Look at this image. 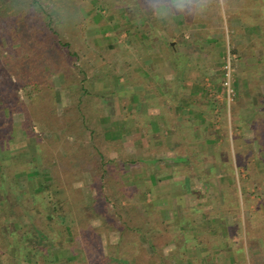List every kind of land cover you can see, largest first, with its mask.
Here are the masks:
<instances>
[{"label": "rangeland", "instance_id": "obj_1", "mask_svg": "<svg viewBox=\"0 0 264 264\" xmlns=\"http://www.w3.org/2000/svg\"><path fill=\"white\" fill-rule=\"evenodd\" d=\"M115 2L0 0V171L9 173L14 170L12 176L20 189L30 195L38 194V191H43V183H52L46 180L50 170L43 168L44 150L51 151L53 158L61 157L63 160L59 167L63 186L56 189L57 195L73 200L77 191L81 192L86 204L97 209L94 213L99 219L94 217L92 226L117 227L99 235L101 250L109 255L110 263L136 264L132 257L143 252L150 256L145 264H162L175 255L176 248L168 250L169 258L164 256L163 250L167 245H175L176 224L163 218L161 205L155 203L157 197H151L154 201L148 206L140 201L141 198L143 201L147 199L141 194L136 196L139 191L129 185L132 179L129 170L135 165L128 161V152L120 148V153L119 149L114 151L111 142L103 140L102 151L108 159L115 161L116 174L124 184L123 188H97L104 184L105 178L96 184L97 179L90 166L85 171L79 168V143L85 139V133L82 137V134L54 130L45 135L37 124H33V132L41 138L38 141L35 134L24 128L25 109L31 107L32 99L37 96L33 87H23L26 80L20 82L24 77L35 74L32 69L34 61L26 59L24 63L21 60L23 53L31 48L28 42L33 45L38 38L33 26L41 16L44 17L47 28L44 44L50 62L39 59L37 78L44 76L53 82V97L59 115L65 113L73 99L68 88L64 87V70L70 71V78L73 73L80 75L89 91L100 93L105 109L107 104H113L111 90L119 89L120 79L126 78L124 70L130 71V85L137 87L133 98L142 100L150 99V93L154 98L156 95L152 88L157 91L158 84H151L149 78L145 80L136 71L146 68L150 72L155 61L168 68L175 65L179 79L184 75L188 81L186 88L193 84L201 86L202 98L212 101L219 120L230 117L232 112L235 132L240 131L245 140L242 142L238 136L229 140L231 160L238 167L244 165L249 168L246 172L248 190L253 191L250 196L259 198L264 197V189L261 188V194L258 190L264 186V165L259 164L263 171L257 172L252 159H258L264 151V1L210 0L206 14L159 20V28L140 19L142 17L135 7L129 6V0L116 3L117 6ZM253 43L256 45L254 48ZM35 47L32 49L34 55ZM41 47L39 50H43ZM5 86L9 88L7 93H4ZM258 89L263 98H253ZM80 91L77 89L78 93ZM159 99L156 96L155 100ZM216 127L220 130L222 124L218 122ZM100 130L104 136L102 124ZM55 159L51 167L56 165ZM68 159L75 165L71 172L67 170L70 167L66 163ZM124 161H128L127 164ZM110 165L105 168L111 169ZM243 174L240 172L241 176ZM240 185L244 187L243 181ZM109 190L115 194L110 195ZM40 194L49 197V191ZM1 195L3 191L0 189ZM71 223L68 220L67 225ZM125 226L132 229L125 231L123 239H119V229ZM49 228L54 230L51 224ZM109 244L118 248L110 251L107 248ZM98 245L99 241L93 246L100 250ZM81 247L79 243L75 249L61 250L55 245L47 253H40L32 263L18 259L15 254L8 259L0 252V264H83Z\"/></svg>", "mask_w": 264, "mask_h": 264}, {"label": "crops", "instance_id": "obj_2", "mask_svg": "<svg viewBox=\"0 0 264 264\" xmlns=\"http://www.w3.org/2000/svg\"><path fill=\"white\" fill-rule=\"evenodd\" d=\"M150 70L136 72L158 84L152 90L159 100L152 93L150 99L135 100L137 87L130 85L127 69L126 78L120 79L123 86L111 90L113 104L96 117L104 139L114 151L128 152V161L135 165L129 170V185L139 191L136 196L141 194L147 200L140 201L148 206L157 197L163 218L176 224L175 245L163 250L168 257V250L176 248L175 255L162 264H264V197L250 196L249 168L231 160L229 140H245L235 132L232 112L219 120L212 101L202 98L201 86L186 88L188 81L184 75L179 79L175 65L168 68L155 61ZM262 152L252 159L257 172L263 171Z\"/></svg>", "mask_w": 264, "mask_h": 264}, {"label": "trees", "instance_id": "obj_3", "mask_svg": "<svg viewBox=\"0 0 264 264\" xmlns=\"http://www.w3.org/2000/svg\"><path fill=\"white\" fill-rule=\"evenodd\" d=\"M115 1V6H117L116 3L119 4V2H123V0ZM140 3L141 0H129L128 2L129 6H134L135 11L140 14L139 16L142 17L140 19H143V21L154 28H159L161 23L159 19L151 15H145L141 11ZM106 4L107 2H105V5ZM100 7L101 9H105L102 6ZM33 30L36 31L38 38L36 41L34 40L35 43L33 45L28 42L31 48L26 50V53H23L21 60H23L22 62L24 63H26V59L29 60V62L34 61L32 69H34L33 72L35 74H33L32 77L30 75L24 77L20 82L22 83L26 80L23 82V87H33V91L37 96L32 99L31 107L25 109L24 114L26 119L23 123L24 128L27 132L35 134V136L37 133L33 132V124H37L45 135H47V132L50 133L54 130L62 131L65 134H82V137L86 134L84 137L85 139H82L81 143H79L80 155H78V157L81 159L80 170L85 171L90 166L94 173L95 180L97 179L96 184L100 180H103L102 178H105L103 185L101 184L99 187L95 185L97 188H101L102 186L103 188L108 187V189L123 188L124 182L117 176L116 173L118 172L114 168L117 164L114 160L108 159L105 152L103 153L102 151V149H104L102 142L103 140L105 141V139L100 130V122L96 119V115L103 111V97L100 93L89 91L85 82H83L85 79L80 78V75L73 73L72 78H70V71L64 70L62 71L64 77H66L64 87L68 88L71 93V98L74 100L72 99L71 105L65 109V113L59 115V113H57V103L53 97V82H51L48 77L43 76V78H37L38 69L36 65L39 63V59H44V62H50L48 50L45 49L46 44H44V34L47 28L43 16L36 21ZM39 42L42 44L39 45ZM38 46H42L41 49L43 50H39L40 47L37 48ZM34 47L36 49L35 55L34 50L32 51ZM254 47H256V45L253 43L252 48ZM73 54L77 55V53ZM36 79H38L39 82ZM77 89L81 91L78 93ZM8 91L9 88L5 86L4 93ZM252 96L253 98H263L259 89L257 94ZM19 104L21 105V103ZM37 138L38 141L41 140L39 135ZM68 151L69 154H72L70 149H68ZM52 154L51 151L47 152L46 150H44L43 154L45 161L43 168L50 170L52 174V176H50L51 174L46 175V180L52 183L46 185L43 183V186L41 185L43 191H38V194L35 195L24 193L20 189L17 180L12 176L14 170H10L9 173L0 171V189L3 191V195L0 196V212H2V216L0 217V252L7 255L8 259L12 258L15 254L18 255V259H25L26 262L32 263L34 259L37 260V256L40 253H47L49 248L55 245L63 250L75 249L79 246V243H81V249L84 252L80 255V259L83 264H109V255H105L101 250L99 235L102 232L105 233L108 230L117 229V227L111 226L110 228H106L103 226H92L91 223L95 220L94 217L98 216L95 214L97 213V209L86 204L81 192L77 191V196L73 200L64 197L62 194L60 196L57 195L58 190L56 189L63 186L62 177L59 175V167L61 168V161L63 160L61 157L58 159L53 158ZM70 158H72V156ZM54 159L57 160L56 165L51 167ZM127 162L128 161H124V164H127ZM66 163L70 166L67 168L68 172H71L75 167L74 162L68 159ZM109 164H111V169L105 168L109 166ZM65 173L64 171V174ZM111 175L112 178L109 179L108 176ZM44 191H49L48 195L50 199L48 196L40 194ZM109 191L110 195L115 194L112 190ZM91 213H94L92 217L90 216ZM68 220L72 222L69 226L67 225ZM50 224L52 228L54 227V230L49 228ZM131 229V227L127 228V226L123 229H119V239L124 236L125 231ZM139 231H141V228H139ZM98 241L100 250L93 246L94 244L97 245ZM107 248L111 251L115 247L109 244ZM117 248L118 246L115 249ZM142 251L144 250H141V252ZM149 257L150 256H145L142 252L140 254H135L132 258L136 261V264H145V261Z\"/></svg>", "mask_w": 264, "mask_h": 264}, {"label": "clouds", "instance_id": "obj_4", "mask_svg": "<svg viewBox=\"0 0 264 264\" xmlns=\"http://www.w3.org/2000/svg\"><path fill=\"white\" fill-rule=\"evenodd\" d=\"M209 6L210 0H141L140 3L145 15L159 20L202 16Z\"/></svg>", "mask_w": 264, "mask_h": 264}]
</instances>
